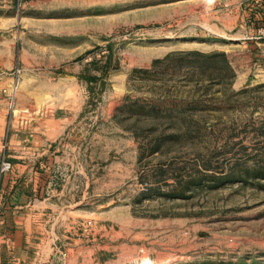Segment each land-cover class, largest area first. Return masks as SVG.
<instances>
[{
    "label": "rangeland",
    "instance_id": "374dc122",
    "mask_svg": "<svg viewBox=\"0 0 264 264\" xmlns=\"http://www.w3.org/2000/svg\"><path fill=\"white\" fill-rule=\"evenodd\" d=\"M191 50L235 73L203 125L131 116L153 96L133 71ZM189 63L220 65H164ZM24 107L52 113L1 264H264V0H0L2 126Z\"/></svg>",
    "mask_w": 264,
    "mask_h": 264
},
{
    "label": "trees",
    "instance_id": "16d2710c",
    "mask_svg": "<svg viewBox=\"0 0 264 264\" xmlns=\"http://www.w3.org/2000/svg\"><path fill=\"white\" fill-rule=\"evenodd\" d=\"M175 54L182 57H193L201 59L219 58V67L200 66L193 63L175 66L173 71H169L167 65H164L166 60ZM183 72H179L181 69ZM133 73H138L136 78L140 82L151 83L149 91H152L153 96L150 98H135L130 100L127 95L125 100L130 101L131 106L139 108L138 112L130 114L136 115V120L139 117L143 118H160L168 117L186 123V126H200L203 125L206 116V108H198L205 101H212L216 91L226 90L233 82L235 73L228 61L224 52H200L198 50L179 51L175 53H168L163 59H155L152 61L150 67L134 70ZM180 74V76H176ZM173 84H168L169 82ZM154 83H158L156 86ZM217 89H215L216 87ZM215 87V88H214ZM185 92L186 99H188V106L185 109L170 112L169 109H162L161 103L173 97L174 101L177 96ZM189 135V131L184 132ZM175 134L172 137H176Z\"/></svg>",
    "mask_w": 264,
    "mask_h": 264
},
{
    "label": "crops",
    "instance_id": "0c3cea01",
    "mask_svg": "<svg viewBox=\"0 0 264 264\" xmlns=\"http://www.w3.org/2000/svg\"><path fill=\"white\" fill-rule=\"evenodd\" d=\"M28 110V111H27ZM18 112V111H17ZM9 117L5 128L0 122V160L7 158L12 167L1 180L0 189V264L1 261L17 260L22 252L17 247L18 217L28 207L27 190L33 176V165L36 155L39 154L37 145L39 136L30 130V123L44 114L51 115V110H44L36 117L28 118L29 108L24 107ZM38 113V112H37ZM34 119V120H33ZM27 122V123H26ZM35 147V149H34ZM25 184L23 193H19V186ZM22 209V210H21Z\"/></svg>",
    "mask_w": 264,
    "mask_h": 264
},
{
    "label": "built area",
    "instance_id": "2783aa9c",
    "mask_svg": "<svg viewBox=\"0 0 264 264\" xmlns=\"http://www.w3.org/2000/svg\"><path fill=\"white\" fill-rule=\"evenodd\" d=\"M13 96L10 97V102L11 104L13 103ZM12 110V115H14V109H11ZM9 122V120H8ZM11 167H12V164L10 162V160H8L7 158H1L0 160V189H1V180L3 178V176L8 173L10 170H11Z\"/></svg>",
    "mask_w": 264,
    "mask_h": 264
}]
</instances>
